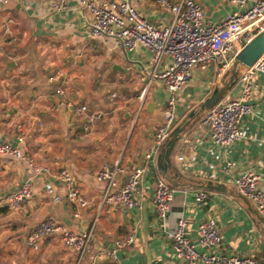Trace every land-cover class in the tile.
I'll return each mask as SVG.
<instances>
[{"label": "crops", "instance_id": "1", "mask_svg": "<svg viewBox=\"0 0 264 264\" xmlns=\"http://www.w3.org/2000/svg\"><path fill=\"white\" fill-rule=\"evenodd\" d=\"M130 1L156 26L172 19V12L158 0ZM196 1L207 22H219L242 9L230 0ZM92 18L80 0H69L61 9L52 0H8L0 6V140L18 144L23 133L36 161L52 173L68 169L88 201L86 207L77 208L67 201L59 180L35 175L24 160L0 155V208H7L0 213V264H183L174 256L166 231H175L183 218L188 224L186 236L197 243V227L209 217L217 219L225 254L253 256L264 264V224L251 210L255 204L248 206L234 185L241 173L255 171L261 174L264 188V74L252 82L254 109L243 119L241 140L227 150L215 143L209 129L201 125L206 111L181 135L169 169L179 183L176 186L162 176L158 163L156 167L146 162L167 98L155 73L164 71L170 60L165 58L155 68L146 45L130 50L117 36H93ZM232 67L233 63L225 69L211 64L193 70L179 95L175 126L191 110H198L216 86L232 81ZM240 76L241 70L220 102L241 96ZM58 88L65 93L60 95ZM82 104L101 114L89 134L82 133L76 111ZM118 160L129 170L148 165L136 207L103 201L106 182L98 173L105 162ZM160 178L175 189L165 225L152 203ZM199 181L223 183L230 192L209 191L206 201L197 203L199 189L188 185ZM28 182L31 196L18 208L7 206L6 198ZM49 216L75 233L93 227L95 250L110 248L116 239L131 234L134 242L118 252L116 261L84 258L79 263L77 251L64 244L60 232L47 235L35 250L27 244V235ZM198 250L205 251L200 246Z\"/></svg>", "mask_w": 264, "mask_h": 264}, {"label": "built area", "instance_id": "2", "mask_svg": "<svg viewBox=\"0 0 264 264\" xmlns=\"http://www.w3.org/2000/svg\"><path fill=\"white\" fill-rule=\"evenodd\" d=\"M69 0H52L57 9L64 8ZM160 4L173 14L168 24L154 25L140 14L130 0H102L95 3L90 0H80L92 14L91 34L117 36L127 49H134L138 44L149 47L153 53L155 68L168 58L170 63L164 71L155 73L160 78L166 91V107L162 112L161 122L156 129L154 142L146 153V162L157 167L158 155L167 141L177 122V104L179 95L190 83L195 68H205L218 64L228 68L237 53L261 31L264 30V0H230L242 9L230 12L219 22H207L202 6L196 0H158ZM8 0H0L4 7ZM258 74H264V53L250 67L241 69L240 82L242 93L239 98L222 101L207 110L201 119V125L210 131L212 140L226 150L236 141L244 137L243 119L253 113L252 82ZM60 95L63 88H58ZM81 117V131L89 134L95 121L101 114L90 112L86 104L77 108ZM12 155L26 161L35 175H47L59 180L65 190L66 199L77 208H84L88 201L78 186L76 178L66 168L52 173L50 168L39 164L28 149L25 135L19 133L18 144L0 140V155ZM183 156H180L182 159ZM134 166L128 169L120 160L113 163L105 162L98 173L100 180L106 182L103 201L111 206L133 208L138 206L137 196L145 181L148 165ZM232 167V162L227 161ZM263 178L255 171H246L237 176L234 185L238 192L249 198L264 215ZM32 194L30 182L6 198V205L12 208L20 207ZM175 189L163 178L157 180L153 191L152 203L159 214L162 224L174 198ZM209 196V191L198 190L195 195L197 203H203ZM79 214L76 212L75 216ZM188 224L183 218L178 220L175 231H166V236L172 240L173 254L183 260V264H263L253 256L239 257L227 255L222 251L223 236L217 219L209 217L197 227V243L186 236ZM53 232H60L66 246L77 251L78 262L84 258L92 262L103 259L116 261L118 252L134 242L131 234L114 241L110 248L95 250L93 247L94 228L86 232L75 233L49 216L34 226L27 235V244L39 250L42 240ZM204 248V252L198 250Z\"/></svg>", "mask_w": 264, "mask_h": 264}, {"label": "water", "instance_id": "3", "mask_svg": "<svg viewBox=\"0 0 264 264\" xmlns=\"http://www.w3.org/2000/svg\"><path fill=\"white\" fill-rule=\"evenodd\" d=\"M264 53V30L261 31L253 40L247 43L235 56L232 72L233 76L231 78V82H224L223 87L216 86L213 93L210 97H208L204 102L200 104V108L198 110H191L187 117L178 123L173 130L171 131L167 141L161 148V151L158 155V170L162 174V176L171 184L179 185V183L173 180L170 176L169 169L174 166L172 154L174 148L181 138V135L185 132V130L192 124L193 120L196 117H199L205 111L211 109L218 103H220L221 98L225 95V93L237 82L239 71L243 67L252 66L259 57ZM188 186L193 187L195 189H202L207 191H217L227 193L230 192L228 187L220 182L213 181H199L197 183H191ZM238 196L246 202L248 206L252 205V201L238 192ZM253 212L257 215V217L264 224V216L259 212L257 207H251Z\"/></svg>", "mask_w": 264, "mask_h": 264}, {"label": "trees", "instance_id": "4", "mask_svg": "<svg viewBox=\"0 0 264 264\" xmlns=\"http://www.w3.org/2000/svg\"><path fill=\"white\" fill-rule=\"evenodd\" d=\"M173 186V185H172ZM7 211V208L4 207V208H0V213H3V212H6Z\"/></svg>", "mask_w": 264, "mask_h": 264}]
</instances>
